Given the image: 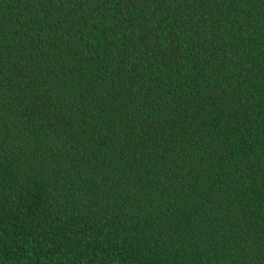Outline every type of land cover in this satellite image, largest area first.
<instances>
[{"label": "trees", "instance_id": "16d2710c", "mask_svg": "<svg viewBox=\"0 0 264 264\" xmlns=\"http://www.w3.org/2000/svg\"><path fill=\"white\" fill-rule=\"evenodd\" d=\"M0 264H264V0H0Z\"/></svg>", "mask_w": 264, "mask_h": 264}]
</instances>
